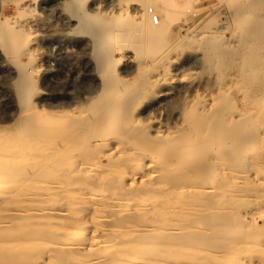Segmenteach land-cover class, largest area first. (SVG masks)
<instances>
[{"label": "rangeland", "instance_id": "obj_1", "mask_svg": "<svg viewBox=\"0 0 264 264\" xmlns=\"http://www.w3.org/2000/svg\"><path fill=\"white\" fill-rule=\"evenodd\" d=\"M196 1L173 0V8L164 9L158 0H86L85 12L94 15L95 20L108 23L104 42L98 45L68 11L69 0H23L18 4L16 0H0V21L8 18L18 25L17 11L24 9L29 14L26 16H34L39 25L31 36L29 47V50H36L32 56L37 68L34 87L24 98L18 89L21 73L17 63L0 46V153L5 156L19 149L22 142H16L15 138L24 130L35 133L40 130L39 126L50 124V134L56 133L62 114L72 111V117L82 119L79 127L82 131L90 126L107 128L105 135L100 134L86 147L77 148L71 154L75 157L76 165L73 166L83 167L88 176L84 180L86 186L84 181L79 184L78 178L66 180V183L84 200L88 214L94 215L96 207L102 203L118 206L124 203L120 187L123 183L115 187V179L111 176H114L113 170L122 168L119 154L135 149L142 154L136 160L141 168L148 169L163 162L172 166V171L163 173L160 178L167 185L165 191L171 192L182 184L200 189L201 199H178L179 203L190 204L193 214L204 207V203L220 212V216L215 212L214 216L193 217L200 221L194 224L198 228L193 229L189 239H195L201 248L231 242L233 248L229 250L226 264H264V168H261L264 167V0ZM150 11L159 18L158 25L154 24ZM138 15L144 16L154 31H161V37L147 42L142 34L129 28L131 20ZM100 52L109 54L105 67L98 61ZM27 60L28 57L22 56L23 63L29 64ZM99 109L108 116L95 120V112ZM246 111L249 113H244ZM50 113L56 115L50 117ZM194 123L200 124L196 132H193ZM110 138L116 139L103 148L102 140ZM68 139L64 134L55 143L61 144ZM93 142L111 157L100 154L101 149L94 148ZM184 144H191L194 149L185 151L180 148ZM32 160L0 159L1 173L7 176L0 178L3 182L0 183V227L17 228L18 223L11 216L29 215L27 218L32 222L25 229L14 230L6 239L0 233V264H33L35 261L42 264L51 255H59L60 263L63 256L76 253L81 245H90L86 238L91 226L84 223L59 233L57 227L64 226V215H67L66 204L63 198L47 194L45 188L50 182L56 187L53 180L39 177L43 182L34 187L25 182L37 169ZM136 166L132 164L129 168L133 171ZM99 178L103 180L102 185L97 182ZM248 178L258 181L245 187L243 184ZM178 197L172 194L170 199L177 202ZM51 199H56L55 203L50 202ZM33 209L53 214L55 221L32 218L35 216ZM113 210L104 209L107 223L112 219ZM244 213L248 214L247 222L242 220ZM164 224L162 230L179 229L177 224L181 228H192L188 223ZM199 224L204 225L199 228ZM116 225L114 223V227ZM34 231L39 232V239H35ZM53 233V238H46L49 244L45 249L33 247L32 242L40 240V234L44 237ZM245 234H253L261 244L251 239L248 242L251 247L248 244L239 247L237 243ZM199 236L202 239H197ZM238 250L240 252L236 253ZM195 254L193 263L205 264L199 258L202 253Z\"/></svg>", "mask_w": 264, "mask_h": 264}, {"label": "bare ground", "instance_id": "obj_2", "mask_svg": "<svg viewBox=\"0 0 264 264\" xmlns=\"http://www.w3.org/2000/svg\"><path fill=\"white\" fill-rule=\"evenodd\" d=\"M20 1L23 2V0H16V3L18 4ZM85 1L86 0H69V4L67 6V9L74 17H76L78 19L79 25H80L81 29L84 31V33L91 36L96 41V43L98 45H100L102 42H104V39H105L104 36L106 33L105 27L108 26V23H105L104 21L100 22L98 20H95L93 17L94 15L92 16L89 13H86L84 10ZM189 1L194 2L196 0H189ZM158 2L162 4V7L164 9L173 8V0H158ZM149 4H151V3H149ZM151 7L153 8V6H151ZM24 11H25L24 9L23 10L18 9V11H17L18 15L20 16V18H19L20 23L18 25L13 24V22H11L12 20H10L8 18H6L4 21H0V46H1V48L6 50L7 52H9L11 54L12 58L14 59V61L17 63L16 64L18 66L17 68H19L20 73H21L20 81H19V83L17 82L18 83V89H19L20 96L23 98L26 97V95L29 92H30L29 94H31L32 93L31 91H33L32 88L34 87V81H35L34 80V74L37 71L36 70L37 68L33 65L32 56L36 50L35 49L29 50V47H30V43H31V36L36 32V30L39 26L38 22L34 19V16H32V17L26 16L28 13L26 14V12H24ZM142 15H144V13ZM133 17H134V15H133ZM101 18H102V16H101ZM110 26H111V24H110ZM40 27L42 28V30H44V28L42 26H40ZM128 27L131 28L133 31L142 34L145 37V39L147 40V42H148V40H152L156 37H161V31H158V32L154 31V29L152 28V25L150 23L148 24V22L144 16H139L138 18H136V17L133 18L131 20L130 24L128 25ZM108 30L109 29H107V31ZM144 46H145V44H144ZM147 50H148V48H147ZM97 55H98V61L100 63V66L105 67L108 63V60H109V54L100 52ZM22 56L28 57L29 61L28 60L27 61L29 62V64H27V63L25 64L21 61ZM17 72H18V69H17ZM107 73H108V71H107ZM150 85H151V83H150ZM223 91H224V89H223ZM117 94H119V93H117ZM116 96H118V95H116ZM97 101H98V99H97ZM97 101H95V102H97ZM26 102H27V99H26ZM200 106H202V105H200ZM252 107H253V105H252ZM202 108H203V106H202ZM211 109H213V108H211ZM254 110H253V113H254ZM191 111L193 112V109H191ZM189 112H190V110H189ZM247 112L248 111H246L244 113H247ZM39 114H41V113H39ZM55 115L56 114L50 113V117L55 116ZM73 115L74 114L72 113V111L71 112H65L62 114L63 119L58 120L59 121L57 123L58 131L56 133L54 132V133L50 134V127H51L50 124H45L44 126L38 125L40 130L38 132H35V133L32 132L31 130H24L21 135H19L15 138L16 142H22L20 144L19 149L15 150L13 153H11V154L9 153V155H5V156L0 153V159H5V158H7L9 160L10 159H17V160L21 159L23 161H28L29 159H31V160L33 159L32 161H34L36 163L37 169H36L34 174H32L30 172L32 174L31 176L29 175L30 177L28 176V178H30V179L27 178L28 180H26V181L24 180L25 182L28 183V185L31 184L30 187H34L35 185H37L40 182L42 184L43 181H40L39 177L46 178L49 181L53 180L54 183L53 182L52 183L55 184L54 186H56V187H52L51 182H50L48 184V187L45 188V190H46L47 194H52L55 197H57L56 199L63 198L64 203L66 204L65 212H67V215H64V226L57 227V230L59 231V233L61 232V234H62L66 230L72 228V226L75 228L76 226L78 227L80 224H83V223L87 227L91 226L89 229H87L88 235L86 238V242H88L90 245H88V246L81 245L82 247L76 249L77 250L76 253H73L70 256L69 255L63 256L62 261H60V263L57 260L59 255H55V256L51 255V257H49L48 260H46L43 263L41 262L42 264H195V263H193L196 260L195 252L199 253V254L202 253V256H200L199 258L201 259L200 261H203L205 264H212V262H214L215 264H226V257L228 256L229 250H231L233 248V246H231L232 245L231 242H229L228 244H226V242H225L220 246H214L211 248H209V246L205 247V248H201V247H199L198 242L194 241L195 239H193V240L189 239V236H191L190 234L193 233V229L198 228L197 226L195 227L194 224H196L198 222V220L200 221V219L194 220L193 217L201 216V215L202 216H204V215L214 216L215 212H216L215 209H210V207L206 206V204L204 203V205L202 204L204 207L197 210L198 212L193 214L191 212L192 209L190 210V208H189L190 204H187V203L184 204V202H181V203L178 202V199H181V198H186L188 201L192 200V198L198 199V197H200L199 199H201V197H203L202 196L203 193L200 192V189L199 188L190 189V188L186 187L184 184H182V186L179 185L178 187L174 188L171 192L165 191V187L167 185L162 183L160 178H162L161 176L163 173H165V174L170 173L172 171V169H171L172 166L165 164L163 162L162 164L161 163L160 164L155 163V165H153V167L148 168V169H145V167L141 168L140 164H138L136 162V160L139 159L140 156H142V154L137 152L135 149L132 152L131 151L130 152H123V154H119L120 156H122V160H121V162L123 164L122 168L113 170L114 176L113 175L111 176L112 178L115 179V183L113 182L115 187L118 186L120 183H123L120 187L123 188L122 194H121V196H122L121 199H123L122 201L124 203H122V204L119 203V206L111 204V203L109 205L107 203H106L107 205H103V203H102L100 206L96 207L97 209L94 211L95 212L94 215L88 214L87 212L89 211V208L86 206V203L84 202V200L79 197V194L77 191L70 190L67 183H66L68 180L78 178L79 180H77V182L80 184V182L87 180L86 177L88 176L87 171H85L83 167L73 166V165H76V164H74L75 163V157L71 156V154L77 148L86 147V145H88L92 140L94 141V139H96L97 136H100V134L105 135L107 133V131H106L107 128L102 127V126H100V127L96 126L98 128L95 127L96 128L95 129L94 127L92 128L90 126L89 128L88 127L84 128L83 129L84 131H82L79 129L82 119L80 120L79 118H74L75 116L72 117ZM245 115L242 114V116H245ZM95 116H96L95 120L96 119L102 120V119L106 118L105 116H108V114L107 115L104 114V112L101 109H99L98 112H95ZM51 120H54V119H51ZM246 120H247V118H246ZM89 121H91V119ZM51 124H53V123H51ZM99 125H100V123H99ZM33 126H35V125H33ZM183 126H185V125H183ZM199 126H200V124L194 123L193 132L198 131L200 129ZM122 127H123V124H122ZM188 128H189V126H188ZM144 129H146V128H144ZM124 130H125V128H124ZM146 130H149V129H146ZM229 130L231 131L232 129H229ZM150 131H151V129H150ZM188 131H189V129H188ZM203 131L208 133V131H206V130H203ZM96 132H97V135H96ZM64 134L68 135V138H69L68 141H65V142L62 141L61 144L55 143V142H58L59 141L58 139H60V137ZM225 135H227V134L225 133ZM155 136H156V134H155ZM171 136H172V134H171ZM172 137H174V136H172ZM113 139H116V138H110V139L102 140L103 148L109 147L108 144H109L110 140H113ZM122 140H123V138H122ZM231 140H232V138H231ZM4 143H5V141H4ZM96 143L97 142H93L91 144L94 148H98L100 150L101 146L97 145ZM253 144L254 143H252V145ZM14 146L15 145H13V148H14ZM132 146H133V144H132ZM254 146H252V147H254ZM210 147H212V146H210ZM249 147H250V143H249ZM180 148H183V150H185V151H187V150L192 151L194 149L191 146V144H187V145L184 144V146L181 145ZM246 148H245V150H246ZM128 149H130V148H128ZM197 149H198V147H197ZM197 149H195L194 151H196ZM251 149H253V148H251ZM228 150H230V149H228ZM247 150L249 151V149H247ZM248 151H247V153H248ZM100 152H101L100 154H102L104 157H106V156L111 157L110 153L107 154V152L103 149H101ZM244 153L247 155L246 152H244ZM114 157H115V155H114ZM77 160H78V158H77ZM6 161H8V160H6ZM69 161H71V162H69ZM222 161L221 162L219 161L220 164L222 163ZM246 161H249V159ZM210 162H213V161H210ZM79 163H80V161H79ZM132 164L134 166H135V164L138 165V167L136 166L137 168L134 169L133 171H131L132 169L129 168V166H131ZM225 164H227V163L225 162ZM59 165H60V167H59ZM57 166L60 169L59 173H56V171H57L56 169L58 168ZM145 166H147V165H145ZM61 167H63L62 170H61ZM261 168H264V167H261ZM230 169H232V168H230ZM88 170H90V169H88ZM142 170H144V171L140 172ZM224 170H226V169H224ZM223 173H225V172H223ZM263 173H264V169H263ZM239 174H240V172H239ZM246 174L247 173H245V175ZM4 177H7V176H4V174L1 173V169H0V178L3 179ZM185 177H187V175ZM223 177H224V175H223ZM89 178H88V180H91L94 177L91 179H89ZM244 178H245V176H244ZM62 180H64L65 182H63ZM170 180H172V179H170ZM192 180H193V178H192ZM255 180L250 181L248 178L247 181L245 182V184H243V186L246 187V185H248V183H251V182L253 184H255L256 181H258V180H256V181ZM58 181L61 182V185ZM172 181H174V180H172ZM97 182H99V185L103 184V180L100 178H99V180H97ZM4 183L6 184V182H4ZM105 183H107V182H105ZM1 184H3V182ZM84 184L86 186L85 181H84ZM120 187H118V188H120ZM181 187H183V188H181ZM81 190H82V188L79 189V191H81ZM172 194H178L179 195V197L176 198L177 202H175V200H173L172 198L170 199ZM35 195L38 196L37 194H35ZM237 197L238 196H235V198H237ZM56 199H51L50 202L55 203L54 200H56ZM113 200L117 201L118 199L113 198ZM38 202H41V200L39 199ZM214 204H216V203H214ZM109 208L110 209L114 208V210H113L112 219H110V223H107L106 217L104 216L103 212H104V209H109ZM218 208H219V206H218ZM252 208H254V207H252ZM255 208H256V206H255ZM221 209H223V208H221ZM239 209H237V210H239ZM33 210H35V209H33ZM243 211H246V210H243ZM239 213L242 214L241 212H239ZM34 214H35V216H32V218H34L38 221H46V220L47 221H55L54 215L46 213L43 209L35 210ZM236 214H238V213H236ZM217 215L220 216V212L217 213ZM6 216H5V218L7 219V217L9 215L7 217ZM234 216H235V214H234ZM11 217H12V219H14L18 223V225H17V228L13 227V230H12V227L1 225L0 233H1V236H3V238H5V239L8 238V236H10L12 234V232H14V230L18 231V229H20V230L25 229L28 225H31L29 223H32L29 221L31 219H28L25 215H24V217L23 216H20V217L11 216ZM197 218H201V217H197ZM204 218H207V217H204ZM113 219H114V221H112ZM242 220L247 222V220H249L248 214L246 215L244 213ZM25 222H28V223H25ZM100 222H103V223H100ZM17 223L13 222V225L17 224ZM114 223L118 224V225H116L117 227H114ZM164 223H188L187 225L192 224V228H186V227L181 228V226L179 224H177L179 226V229L171 228L168 230H162L161 227ZM238 223H240V222H238ZM251 223H254V221H251ZM6 224H8V222ZM200 225L201 224H199L198 226H200ZM203 225L204 224H202L201 226H203ZM212 225H214V224H212ZM201 226L199 228H201ZM210 227H212V226H210ZM38 233H39L38 231H34L33 234H34L35 239H39L38 238L39 235H37ZM53 235H55V234L53 233L52 235H46V236L42 237L40 234V240L41 241L40 240H34L32 242V245L34 244L33 247L45 249L46 246L49 244L46 241V238H48V237L53 238L54 237ZM160 236L164 240H161L162 238ZM201 236H199L197 239H199V240L202 239ZM103 238H107L108 242L103 240ZM251 239H253L254 242H256V243L260 242V241H258L259 239L256 238L253 234H245L244 236H242L240 243L238 242L237 244L239 247L241 246V248H243V246L248 244V242L251 241ZM12 240L19 242V243H25L26 242V240H20V239H12ZM11 243H13V242H11ZM233 243H235V242L233 241ZM9 244H10V242H9ZM252 244L254 245V243H252ZM260 244H261V242H260ZM53 245H55V244H53ZM235 245H236V243H235ZM248 245H250V247L252 246L251 244H248ZM245 247H247V246H245ZM3 248H5V247H3ZM212 249H214V251H211ZM49 250H50V248H49ZM243 251L244 250H242L241 253H243ZM52 252H53V250H52ZM64 252L65 251H62L61 253H64ZM238 252H240V251L239 250L236 251V253H238ZM194 254H195V257H194ZM263 255H264V250H263ZM222 260L223 261L225 260V262H223ZM249 262H250V260H249ZM38 263H37V261H35L33 264H38ZM26 264H29V263H26Z\"/></svg>", "mask_w": 264, "mask_h": 264}, {"label": "built area", "instance_id": "obj_3", "mask_svg": "<svg viewBox=\"0 0 264 264\" xmlns=\"http://www.w3.org/2000/svg\"><path fill=\"white\" fill-rule=\"evenodd\" d=\"M149 13H150V14L152 15V17H153V22H154V24L157 25V24L159 23V18H158L157 16L153 15V12H152V11H150Z\"/></svg>", "mask_w": 264, "mask_h": 264}]
</instances>
